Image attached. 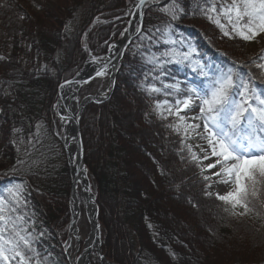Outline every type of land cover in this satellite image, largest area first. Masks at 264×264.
I'll list each match as a JSON object with an SVG mask.
<instances>
[{
  "label": "trees",
  "instance_id": "trees-1",
  "mask_svg": "<svg viewBox=\"0 0 264 264\" xmlns=\"http://www.w3.org/2000/svg\"><path fill=\"white\" fill-rule=\"evenodd\" d=\"M33 1L0 0V190L23 183L38 223L39 250L55 264L52 257L66 239L71 191L66 156L55 134L56 90L74 77L89 53L106 54L126 27L128 0H57L53 10H36ZM167 2L158 0L145 12L143 32L131 43L140 53L126 69L132 79L123 87L127 95L113 93L101 104L90 103L78 119L83 163L96 189L101 264H264V201H249L250 211L235 218L223 212V203L214 196L204 195L202 181L173 179L169 166L178 152L174 134L144 119L150 98L139 84L150 66L141 53L162 52L167 46L159 33L151 41L141 35L151 36L149 29L154 32L168 20L159 11ZM179 3L186 14L173 22L174 39L192 44L195 59L211 70L233 67L260 75L252 62L262 61L232 55L221 43L222 33L207 26L199 12L203 0ZM165 71L168 83H205L190 68L169 64ZM256 83L264 88L260 79ZM126 120L133 127H124ZM92 123L100 131L96 146ZM152 129L160 132L157 141L148 137ZM237 221L243 230L231 234L227 224ZM246 248L254 251L249 254Z\"/></svg>",
  "mask_w": 264,
  "mask_h": 264
},
{
  "label": "snow or ice",
  "instance_id": "snow-or-ice-1",
  "mask_svg": "<svg viewBox=\"0 0 264 264\" xmlns=\"http://www.w3.org/2000/svg\"><path fill=\"white\" fill-rule=\"evenodd\" d=\"M153 2L158 0H138L132 5L135 11L130 9L126 15L135 16L138 12L142 21L143 9ZM159 11L168 20L154 32L149 29L152 35H141V39L151 41L159 33V39L167 47L162 52L141 53L144 63L150 67L139 88L154 101L151 114L167 121L164 127L180 138L179 152L187 153L182 159L200 170L204 195H214L223 203V212L227 215H244L250 211L249 196L256 194L250 193L255 183L253 177L257 173L264 177V88L256 83L257 79L264 83V55L259 57L262 62H252L260 70L259 76L233 67L211 70L194 58L196 48L192 44L174 39L177 33L173 22L186 14L179 0H168ZM199 12L229 39L238 37L251 42L264 36V0H203ZM135 32L140 35L142 25H137ZM100 59L94 57L93 62ZM109 64L110 60L102 64L95 75L107 76ZM169 64L190 68L204 78L203 87H181L178 79L165 82L163 77ZM88 82L65 81L60 87ZM160 95L165 99H155ZM64 119L62 116L61 120ZM217 184L226 186L227 191L214 192ZM24 192L23 183H13L0 190V264H49V257L39 250L35 213L29 211ZM189 203L199 207L191 200ZM238 208L243 211L237 212Z\"/></svg>",
  "mask_w": 264,
  "mask_h": 264
},
{
  "label": "rangeland",
  "instance_id": "rangeland-1",
  "mask_svg": "<svg viewBox=\"0 0 264 264\" xmlns=\"http://www.w3.org/2000/svg\"><path fill=\"white\" fill-rule=\"evenodd\" d=\"M56 1L57 0H44V1L34 0L32 3H33V5H35L36 10L41 9V8L53 10L54 3H56ZM137 1L138 0H128L127 1L126 13L130 9H132V5ZM128 20H129V17H128ZM207 26L213 31L212 27H214L215 25L210 23L209 21H207ZM217 30L220 32L219 28H217ZM124 31H125V28H124L123 32ZM121 36H122V34L115 41H117ZM220 36L223 37V39L221 38L223 40V42H221V43H223V45L229 49L231 54L236 55L237 57H240L241 59L248 60L253 56L257 57V59H259V57L261 55L259 56L258 53L260 51L264 50V36H258L255 40H253L251 42H245V41L239 39L238 37L234 38V39H229L228 37H224L222 34H220ZM219 38L220 37H218V41L220 42ZM115 41H113L112 43H114ZM108 51H109V48L107 49V52ZM107 52L105 55L100 57L101 59L99 61L104 60V58L108 54ZM139 53H140L139 48H137L131 44L130 47L124 53L125 59H124L123 64H122L123 57L119 62L115 82L112 83L111 80L109 81L108 76L97 77L94 80L90 81L88 84H86L80 88V90L78 91V93L76 95L77 101L80 103L86 97H96V98H98V102H96L95 104H101V103L107 101L113 95V93H114V96L118 97V98L126 96L127 92L123 88L124 84H128V82L132 81V79H130L126 76V73H127L126 69H127V66H128L130 61H132L133 59L134 60L138 59ZM94 57H96V56L92 55L90 57H87L82 66L84 67L85 63L90 58L93 59ZM120 66H121V69H120ZM83 67H81V69L79 71H81ZM257 70H259V69H257ZM118 71H119V74H118ZM75 75H77V73ZM119 81H121V83H123V84L120 83L117 86V89L119 88V90L118 91L116 90L114 92L113 91L114 87L116 84H118ZM181 87H186V86H181ZM155 99L163 100V99H165V97L163 95H160L158 97H155ZM168 99H171V98L168 97ZM57 101H58V98L56 99L55 103H57ZM153 103H154V101L152 99L147 100V108L144 112V119H146L148 125L162 124L163 128H165L164 125L167 123V121L160 120L155 115L151 114ZM88 104H90V103L85 104L83 106V108H81V110L79 111V115L83 111V109L86 107V105H88ZM54 110H55V114L57 117V125H56L57 133L60 136H62V138L64 136V138H63V141H64L65 135H63V133L65 134L66 131H65V128L62 126L64 124L61 120L60 115H58V113H57L56 105H55ZM197 112H198V109H197ZM146 113L149 114V115H147V117L145 115ZM124 116H126V114ZM134 116H135V114H134ZM170 119H172V118H170ZM64 123L66 125V124H68V121H66ZM124 123H125L124 127H126V128L131 126V122L129 120H126ZM131 127H133V125ZM90 128H91V134H92L91 135L92 146H96L98 140L101 139L99 126L97 123H92L90 125ZM168 131H170V130L168 129ZM159 133L160 132H157V130L152 129V132L149 133L148 137L154 138V140L156 139V141H157ZM174 138L176 140L178 152H176L173 155L174 161H173L172 167L169 166V169H171V168L173 169L171 171V172H173V179H177L178 181H181L182 179H184L185 180L184 183H187L188 181L196 182V183L200 182L201 180H200L199 175H198L200 170L198 168L194 167L192 164L188 163L185 159H182V156L186 157L187 153L186 152H184V153L179 152V148H180L179 140H180V138L176 134H174ZM141 145H144V144L141 143ZM144 147H145V145H144ZM69 159H70L71 163H74L75 162V153L74 154L69 153ZM82 161H83V159H82ZM205 163H207V162H205ZM83 167L85 168L84 165H83ZM85 170H86V168H85ZM148 172H149V170H148ZM86 174H87V178H88V187L94 195V219L96 222L97 221V219L95 218V211L97 210L96 189H95L93 180H92V178H91V176L87 170H86ZM70 179H71V175H70ZM253 180L255 181V183L252 185V188L250 189V193L252 191H255L256 194L254 196L250 195L249 201H254L255 203L256 202L261 203L262 201H264V177H260L259 173H257L253 177ZM249 183H251V182H249ZM225 189H227L226 186L219 185V184L214 185V187H213L214 192L215 191H225ZM81 190H82V188L77 184L75 187V191L80 195ZM259 200H261V201H259ZM236 211L241 212L242 209L238 208V209H236ZM80 212H81V215L79 214L77 216L76 221H75V226H74V228L76 229V237L72 236L70 238V240L68 242V243H70L68 250L65 251V249L63 248V245L66 242L65 241L62 244L61 248L56 251V253L52 257L55 264H70L68 257L79 256L85 247V243L87 242V240L89 239V236L92 233L91 222L87 216V211L85 210L83 205H80ZM183 212L185 213L186 211H183ZM234 216H235V218H238V215H234ZM97 223H98V221H97ZM68 224H69V221H68ZM68 224L66 226V234H67V230H68ZM37 225H38V223L35 220V226H37ZM227 228H230L229 232L231 234H235V233L237 234L238 232H242V230H243V227L238 224V221L236 223H234L233 226H230V223L227 224ZM98 231H99V247H98V250H94L91 253L89 264H101V262L103 261L102 255H101V232H100L99 227H98ZM261 247L263 248V244L259 248H261ZM243 250L247 251L249 254L251 253V251H254V249H248V248L243 249ZM99 256H101L100 259H99ZM234 256L236 257L235 258L236 260H240V258L237 255H234ZM230 258H232V256L225 257L226 260H233Z\"/></svg>",
  "mask_w": 264,
  "mask_h": 264
},
{
  "label": "bare ground",
  "instance_id": "bare-ground-1",
  "mask_svg": "<svg viewBox=\"0 0 264 264\" xmlns=\"http://www.w3.org/2000/svg\"><path fill=\"white\" fill-rule=\"evenodd\" d=\"M132 11H135V9H131ZM131 22V23H130ZM130 22L128 25V31L124 32V34L121 36V38L114 42L110 47H112V51H109L107 56L102 61L93 62V59H89L83 69L78 73L74 81H82L86 77L90 76L91 74L95 73L96 70L104 63V61H107L108 59H113L116 56V53L120 46L123 44L124 40L127 38L129 34H132L135 31L136 26L139 24L138 20V12L135 16H130ZM114 46V47H113ZM118 66V62L115 61L109 66V72L108 77L109 81L112 80V77L114 75V72ZM81 85L80 83H73L70 85H65L64 88L59 89V100L57 104V113L58 115H65L66 119L62 120V125L65 128L66 135H67V142L66 143V149L69 153L74 154L76 151V143L74 141L73 137V126L71 122V117L73 115H76L78 113V110L82 103H85L91 99V97L84 98L80 103L77 101L76 95L78 91L80 90ZM61 104L65 107V113L62 112ZM68 121V124L65 125L64 122ZM72 173H76V184L81 183L83 184V188L81 190L80 195L75 191L74 197H73V206H72V215L76 218L80 212V205H83L86 208L87 216L90 220V222L93 224V226L96 229V235L89 236V239L85 243V247L80 253L79 256H71L68 257V260L70 264H89L91 253L94 250H98L99 247V231L96 227L95 219H94V195L91 192V190L88 187V178L86 174V170L83 166L77 167L76 164H73L72 166ZM227 191V189H225ZM76 233V229L73 227L71 230V235H74ZM75 237V236H73ZM70 243H67V245L64 246L65 251L68 250ZM101 256H99V259Z\"/></svg>",
  "mask_w": 264,
  "mask_h": 264
},
{
  "label": "water",
  "instance_id": "water-1",
  "mask_svg": "<svg viewBox=\"0 0 264 264\" xmlns=\"http://www.w3.org/2000/svg\"><path fill=\"white\" fill-rule=\"evenodd\" d=\"M137 2H138V1H137ZM152 4H153V3L149 4V6H147V7H145V8L143 9V15H144L145 11H146L148 8H150V7L152 6ZM138 20H139V24H138V25H142V21H141L140 18H139V13H138ZM142 20H143V19H142ZM129 22H130V21H129ZM129 22H128L127 27H126L127 31H128V25H129ZM127 31H125V32H127ZM136 36H137V34H136L135 31H134L132 34H129V35L127 36V38L124 40L123 44H122V45L120 46V48L118 49V51H117V53H116V56H115L113 59H108L107 61H104V63H108L109 60H110V64H109V66H110V65H111L113 62H115V61L119 62L120 59L122 58L123 54L125 53L126 49L129 47L130 43L132 42V40H133ZM104 63H103V64H104ZM95 73H96V72H95ZM95 73H93V74H91L90 76L86 77L84 80H87V81L90 82L91 80L95 79V78L97 77V76L95 75ZM115 74H116V71L114 72V76H115ZM76 76H77V75H76ZM76 76H75L74 78H72L71 80H69V81H74L75 78H76ZM113 78H114V77H113ZM84 80H82V81H84ZM82 81H81V82H82ZM63 84H64V83H63ZM85 84H87V83H80V85H85ZM60 88H61V87L59 86L58 89H57V92H56L58 98H59V94H58V92H59V89H60ZM89 102L96 103V102H98V99H96V98H91L88 102L82 103L79 109L81 110V108H83V106H84L85 104L89 103ZM61 107H62V112L65 113V107H64V105L61 104ZM80 110H79V111H80ZM79 111H78V113H76V115H73V116L71 117V122H72V126H73V130H72V132H73L74 141H75V143H76V147H75V148H76V151H75V153H76V161H75V164H76L77 167H81V166L83 165V161H82V147H81V140H80V134H79V126H78V116H79ZM62 116H63V117H66L65 115H61V117H62ZM59 141L62 143V145H63V147H64L65 154H66V158H67L68 167H69V169H70L71 183H72V189H71V192H70V201H71V203H72V202H73V197H74V185H75V183H76V173H75V174L72 173V163H71V161H70V159H69V153L67 152V149H66V147H65V142H64L61 138H59ZM79 185H80L81 188L84 187L83 184H81V183H79ZM85 209H86V208H85ZM95 218L97 219V210L95 211ZM75 220H76V218H75V217H72V209L70 208V220H69V224H68V231H67L66 243L64 244V246L67 245V243L69 242V240H70V238H71V230H72L73 227H74ZM91 230H92L91 236H92V234H93V235H96V229H95V227L93 226V224H91ZM64 246H63V247H64Z\"/></svg>",
  "mask_w": 264,
  "mask_h": 264
}]
</instances>
